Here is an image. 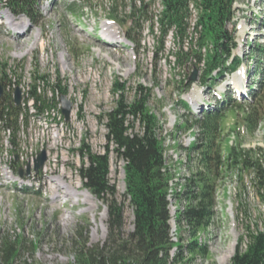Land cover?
Here are the masks:
<instances>
[{"label":"trees","instance_id":"16d2710c","mask_svg":"<svg viewBox=\"0 0 264 264\" xmlns=\"http://www.w3.org/2000/svg\"><path fill=\"white\" fill-rule=\"evenodd\" d=\"M13 13L25 14L33 23L39 21L35 12V0H8ZM188 0H165V11L159 19L161 33L159 51L164 50V39L169 32L182 40L186 35ZM236 0H202L199 25L202 27L198 45L212 46L206 56L198 51L185 52L179 47L176 63L186 65L196 59L195 65L201 74L199 85L215 89L225 75L241 67L243 60L233 57L235 43L233 19ZM141 10L132 9L127 19L140 20ZM250 56L258 59L250 67L248 95L240 102L229 94H223L214 108L203 109L199 116L186 119L178 129H200L198 144L187 152L186 162L179 163L188 170L182 191L175 195L179 204L176 215V238L172 240L170 202L168 201L170 181L174 172L167 164L162 140L157 137L161 129L157 115L150 111V90L138 87L131 100L126 84L116 81L113 85L118 95L107 119L108 136L104 146L105 154L91 152L84 143L80 152L87 157L88 166L80 174L84 187L94 198L106 205L108 211L107 238L100 246L83 244L77 250L75 264H190L210 256L207 235L217 217V193L220 185L237 174L236 221L242 225L235 254L230 264H264V212L258 221L252 222L250 205L244 197L253 193L264 210V149H246L241 145L240 128L253 135L264 122V47L249 44ZM204 62V67L200 64ZM187 82L184 87L190 88ZM4 101L0 103V116L5 113ZM184 110L189 106L181 102ZM192 115V114H191ZM232 118L231 133L238 135V143L229 146L224 156L226 138L224 131L227 119ZM116 163L123 166L125 191L124 202L118 200V187L111 181V153ZM84 165V164H83ZM24 194H30L24 190ZM134 216L133 231L126 233V203ZM187 236H183V232ZM21 245V242L18 243ZM20 255V249L5 245L4 259L13 264Z\"/></svg>","mask_w":264,"mask_h":264},{"label":"rangeland","instance_id":"374dc122","mask_svg":"<svg viewBox=\"0 0 264 264\" xmlns=\"http://www.w3.org/2000/svg\"><path fill=\"white\" fill-rule=\"evenodd\" d=\"M135 1L137 0H78L72 3L73 0H58L47 15L56 30L58 50L64 54L67 63L84 69L86 81L83 88L87 92L111 90L110 86L115 81H119L121 84H126L127 99L131 100L134 90L138 87L149 89L150 111L155 113L159 122L164 124V131L169 134L174 133L175 140L181 144L185 143V140L180 137L189 131H177V125L192 118L189 111L184 110L181 102H186L192 113L197 115H200L202 109L217 106V100L223 94L231 93L232 97L238 101L247 102L244 98L247 96L248 82L251 79L250 67L258 59L257 56L248 55L252 49L249 44L251 43L254 47L259 45L264 47V0H236L234 4V27L231 29L234 30L237 49L233 56L243 58V65L238 71L226 75L215 89L203 88L196 82L190 85L188 90L184 85L192 79L194 63H186V65L175 63L176 58L173 54L178 52L179 40L173 36V33L165 38L164 50H158L156 45L161 40V27L153 16L157 14L156 10L141 7L144 14L140 20H127L126 14H129L134 7H138ZM143 1L146 4V0ZM90 2L92 6L88 8L91 5ZM110 2L114 7L117 5V11L114 14H112V8L106 7V4ZM95 3L97 6L102 4L101 8H96L98 13L93 10ZM86 13L87 15H84ZM110 16L113 17L110 18ZM95 18L97 20L95 21L96 29L99 33L101 26L103 27L108 20H114L123 44L108 48L94 41L95 39L101 41L100 35H93L92 41L75 27V24L82 23V28L89 31L94 25L92 22ZM109 28L117 32L114 27ZM17 40L11 37L4 38V41L1 40L3 54L0 58H9L18 44L24 47L28 42V38L18 40L20 43ZM129 40L134 43H130ZM37 67V70L44 75L54 73V70L44 62L40 61ZM31 70H34L33 65ZM111 96H108L101 106L104 112L113 108L114 101L111 100ZM232 120V118L226 120L227 125L223 133L227 139L225 146H228V141L233 140V134L229 133L234 123ZM171 125L175 127L171 128ZM240 132L243 148L264 149V122L259 125L253 135L247 133L243 126ZM233 143H238L237 137ZM104 145V142L92 143L95 152ZM193 147H195L194 144L191 148ZM174 153L177 161L174 157L168 161L172 170L175 166L180 176L187 177L185 173H188V170L186 168L183 170L184 167L178 165L186 162L184 151L180 149ZM122 167V162L116 163L113 159L111 181L118 187V200L124 202ZM236 184L237 178L234 176L220 185L217 217L206 237L210 256L190 264H219L220 259L225 261L223 264H230L232 261L238 238L243 233V227L237 224L234 211H232L237 201L234 189L237 187ZM244 198L250 205L252 222L256 223L260 212H264L263 206L251 191ZM92 199L95 201L96 208L83 204L82 200L75 201L74 198L47 201L37 193L23 194L0 188L1 256L4 255L7 244L20 249V255L13 264H75L77 250L83 244L89 247L102 246L107 238L108 211L106 205L94 197ZM125 203V232L129 233L133 231L134 216L128 202ZM178 205L175 204V209L171 208V211H176ZM171 224L174 226L173 222ZM183 236H187L185 231ZM20 242L21 245L18 244ZM232 250V258H227ZM0 264L7 263L0 258Z\"/></svg>","mask_w":264,"mask_h":264},{"label":"built area","instance_id":"2783aa9c","mask_svg":"<svg viewBox=\"0 0 264 264\" xmlns=\"http://www.w3.org/2000/svg\"><path fill=\"white\" fill-rule=\"evenodd\" d=\"M192 19L196 21V12H192ZM65 58L61 56L58 57L60 66V80L62 86L67 87L68 89V99L73 103V111L71 116V124H67L62 120V116L60 113V105L58 107H53L50 110H47L36 117L35 111L32 110L31 114H33L32 119H30L27 123H22L21 132L19 134V142H20V154L21 160L23 163L31 162L34 160L35 156L39 151L46 150L48 154L49 161L47 163L46 168L44 169L42 175L40 176L43 183H48L49 185L55 180L56 185H60L54 178H59L60 181L66 182L69 179V186L74 184L73 176L77 175V171H71V175L65 176L66 168L69 162H78V157L76 159L69 158V153L72 149H77L80 147L82 139L86 138L87 142H105L106 136L108 134L107 129L104 126L99 127L96 121L95 114L90 110V107L97 105V102H94L93 95H91L90 99H88V106L85 105V110H80V106L83 104L84 99V84L86 81V76L80 74L78 70L70 68V66L64 63ZM46 64H49L52 68L55 67L51 59L44 58L41 60ZM21 77V80L18 78H13L11 85L8 86V90L10 91L14 89L17 85L20 86L21 90L25 95V98L29 96L31 83H32V73L30 71H25ZM57 76L54 73L50 75V82L55 83ZM38 93H42V87L44 86V82H38ZM49 100H52V93L48 94ZM34 100H30L27 102V106L33 109ZM52 103V102H51ZM90 105V106H89ZM25 106V104H24ZM95 108V107H94ZM93 113V114H92ZM84 116L86 120L80 119V115ZM32 116V115H31ZM36 117V118H35ZM88 131V132H87ZM87 132V133H86ZM167 132L160 133L158 137L165 139V146L169 147L171 144V139L169 136H166ZM7 142V138L5 139V144ZM167 154L173 155V151H168ZM7 155V154H6ZM5 155V156H6ZM74 160V161H73ZM2 161V159H1ZM10 161V158L7 156L5 162ZM4 167V165H3ZM8 168L7 166H5ZM70 168V167H69ZM7 177L10 179V171L7 172L4 170ZM54 179V180H53ZM177 182V180H175ZM25 182L22 181L21 184ZM171 188L174 187V183H170ZM173 194V189L170 190L169 199L171 200Z\"/></svg>","mask_w":264,"mask_h":264},{"label":"water","instance_id":"95a60500","mask_svg":"<svg viewBox=\"0 0 264 264\" xmlns=\"http://www.w3.org/2000/svg\"><path fill=\"white\" fill-rule=\"evenodd\" d=\"M197 75H198V71L196 70L192 76V81H196L197 80ZM4 94V91H3V87L0 85V99L2 98ZM20 99H21V93H20V90H17L16 92V99H15V102L17 105H19L20 103ZM60 102H62V114L65 116V118L67 119V121L69 120V115H70V112H71V103L66 100L65 96H61V100ZM45 152L43 153H40L38 159L36 160V163H35V171L38 172V170L41 168V166L44 164V162L46 161V154H44ZM20 175L23 176V171H20ZM27 175H29V171L27 173Z\"/></svg>","mask_w":264,"mask_h":264},{"label":"bare ground","instance_id":"6f19581e","mask_svg":"<svg viewBox=\"0 0 264 264\" xmlns=\"http://www.w3.org/2000/svg\"><path fill=\"white\" fill-rule=\"evenodd\" d=\"M112 24H111V22H109V21H107V23H105L104 25H103V33L105 34L106 32L108 33H110V34H113V33H115V31L113 30H110V26H111ZM109 26V27H108ZM113 32V33H112ZM109 34V35H110ZM116 34V33H115ZM109 35H108V37H109ZM114 35V34H113ZM119 38H120V36H119ZM118 38V39H119ZM109 39H111L112 41H114V39H115V37L114 38H112V37H109ZM118 42H115V43H113V44H117ZM173 124V123H172ZM82 202H83V204H89L90 206H91V208H96L97 206H96V204H95V201L92 199V197H91V195L89 194V193H84L83 194V198H82ZM232 256H233V250L231 251V253H230V255H228L227 256V258H232ZM223 262H225L223 259H220L219 260V264H223Z\"/></svg>","mask_w":264,"mask_h":264}]
</instances>
